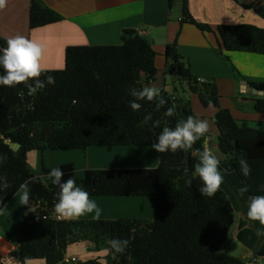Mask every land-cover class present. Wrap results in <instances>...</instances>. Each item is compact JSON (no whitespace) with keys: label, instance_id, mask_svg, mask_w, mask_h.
<instances>
[{"label":"trees","instance_id":"16d2710c","mask_svg":"<svg viewBox=\"0 0 264 264\" xmlns=\"http://www.w3.org/2000/svg\"><path fill=\"white\" fill-rule=\"evenodd\" d=\"M29 1L30 29L63 20L42 0ZM176 2L169 0L170 8ZM188 3L189 0H181L184 22L202 32H214L209 25L199 23L191 16ZM253 8L264 18V7ZM216 34L221 51L264 55L263 28L249 24L220 25ZM121 38L120 45L69 46L65 68L45 70L47 75L54 76L55 84L34 95H28L24 85L16 88L0 86V132L5 137L0 138V157L5 158L0 164L3 209L18 193L22 183L35 181L29 185V204L24 205L19 247L6 258L16 264L34 260L64 264L69 246L91 242L94 251L107 252L106 264H247L221 251L238 211L244 212L254 225L244 229L248 221L242 222L239 240L264 256L261 245L264 236L256 235L260 225L247 217L249 197L264 195L261 190L264 188V132L241 127L230 110L221 107L217 86L213 82H201L192 74L176 43L166 47L165 74L185 86L187 91L176 88L171 93L163 90L161 94L167 103L162 108L157 110L155 102L140 101L141 109L133 111L129 106L132 99L129 91L157 80V53L150 41L136 30H124ZM5 47L7 39L0 36V49ZM40 78L43 80L45 76ZM251 86L264 90V83H251ZM20 91L25 93L22 97L17 94ZM187 94L198 95L204 107L213 105L217 108L219 149L222 154L232 156L220 163V168L228 171L215 196L203 197L198 191L199 179L192 177L197 161L194 152L202 148V138L188 152L160 153V165L155 169L87 170L82 178H74L90 196L155 197L153 220L53 219L58 186L48 179L50 170L43 167V177L30 172V152L87 150L94 146L151 147L163 127H174L178 120L189 115L196 117ZM168 107L175 108L174 116H164ZM255 110L264 113V97L255 98ZM149 113L152 120L145 123L144 117ZM157 119L161 122L160 127H153ZM11 143L19 144V150L11 149ZM242 157L248 160L252 169L246 181L249 191L243 195L239 188L243 186L244 178L237 163ZM70 170L63 171L65 180L72 175ZM189 178H192L191 187L185 183ZM235 193L240 195L237 202L242 206L239 208L233 201ZM111 238L129 241L123 254L113 255L106 251V241ZM81 264L105 263L93 258Z\"/></svg>","mask_w":264,"mask_h":264},{"label":"crops","instance_id":"0c3cea01","mask_svg":"<svg viewBox=\"0 0 264 264\" xmlns=\"http://www.w3.org/2000/svg\"><path fill=\"white\" fill-rule=\"evenodd\" d=\"M42 2L60 14L63 20L32 30L29 26L30 1L7 0V6L0 10V36L8 40L10 37L22 35L41 44L44 49L41 66L44 70L64 69L66 49L69 46L120 45L122 32L133 29L147 38L157 53L156 66L159 71L157 80L146 86L155 85L161 91L171 93L176 88L187 91L185 86H181L165 74L166 47L176 43L180 56L190 67L192 74L217 86L221 107L230 110L241 127L264 132V113L255 110V98L260 96L252 93L251 86V83H264V55L221 51L216 34V29L220 25L249 24L264 29V18L253 8L258 5L264 7V0H189L191 16L197 22L209 25L214 32H202L194 25L184 22L181 5L177 9L174 6L170 8L169 0H42ZM187 95L191 99L196 117L208 122L209 131L206 136L209 146L221 163L231 159L232 156L222 154L219 149V131L215 121L217 108L213 105L204 107L198 95ZM159 165L160 153L152 146H94L87 150H45L32 151L28 154V168L36 177H43V167L47 170L56 167L62 171L71 169L72 175H68L69 177L82 178L87 170L155 169ZM232 197L237 208L241 207L242 205L237 202L240 195L235 193ZM90 199L95 200L102 209L99 220L155 218L156 198L152 196H90ZM236 214L239 217L236 216L232 228L237 225L235 237L245 247L240 259L245 263L251 261L252 264H264V256L258 255L239 240L241 223L246 224L248 220L244 212L238 211ZM93 215L94 213L85 214L68 221L95 220ZM23 218L24 205L17 193L0 212V254L3 258L0 263L16 264L6 257L19 247ZM253 226L248 221L244 229ZM248 240L250 241L249 238ZM79 245L85 246L88 253L82 254L79 258L76 251H73L69 257H75L76 264L93 258L102 261V257L107 256L105 251H94V244L91 242H80L69 246L68 249ZM261 245L264 246L263 237ZM252 255H255L254 260ZM26 264L46 262L34 260Z\"/></svg>","mask_w":264,"mask_h":264},{"label":"clouds","instance_id":"9594fccd","mask_svg":"<svg viewBox=\"0 0 264 264\" xmlns=\"http://www.w3.org/2000/svg\"><path fill=\"white\" fill-rule=\"evenodd\" d=\"M7 6V0H0V10ZM43 46L36 41L22 35L10 37L7 40V47L0 49V86L16 88L24 85L28 95H34L39 90H43L48 85L55 84V78L47 75L41 66L43 58ZM45 79H41V76ZM23 96L25 93H17ZM132 97L129 100V106L133 111H139L142 107L140 101L155 102L157 110L162 108L167 101L161 94V89L155 85L144 86L140 89L132 87L129 91ZM166 117L175 115V108L168 107L163 113ZM152 120L149 113L144 117V122ZM160 120L153 122V127H160ZM209 131V125L206 120L189 115L186 119L178 120L174 127H163L161 132L152 144V148L158 153L177 151L188 152L193 146L203 139L201 149H196L194 155L197 157L193 165L192 177L198 178L200 186L198 191L203 197H213L221 190L224 183V173L227 169L220 168V159L214 150L209 146L206 134ZM4 157H0V164L3 163ZM239 171L244 178L243 186L239 192L243 195L249 191L247 178L251 175V165L245 158L238 160ZM64 172L61 168H52L48 173V179L52 184L58 186L57 201L54 204V212L58 220H71L79 218L85 214H92L93 219L99 220L102 209L97 205L95 200L90 199V194L79 186L71 176L64 179ZM3 178H0L2 180ZM34 180L22 183L18 189L21 203L28 205L31 198L30 183ZM185 183L191 187L192 178ZM264 191V188L261 189ZM3 210V201L0 200V211ZM247 217L251 221L258 222L260 228L256 230L257 236H264V195H251L248 199ZM108 248L106 251L111 254H123L129 246L127 239L111 238L106 241ZM66 259V257H65Z\"/></svg>","mask_w":264,"mask_h":264},{"label":"rangeland","instance_id":"374dc122","mask_svg":"<svg viewBox=\"0 0 264 264\" xmlns=\"http://www.w3.org/2000/svg\"><path fill=\"white\" fill-rule=\"evenodd\" d=\"M179 5H181V0H177L176 4L174 5V8L177 9V7ZM160 77L161 76H159V78ZM236 216L239 217L238 214H236ZM238 217H237V222H238ZM236 229H237V225H235L234 228H232L231 232L224 238L223 244L221 246V251L223 253H226V254L230 255V256L240 258L243 255V252H245V247L235 237L234 233H235ZM73 251H76V255L79 256V258L82 257V254H85V253L87 254L88 253L86 248H85V246L79 245V246H77L75 248H69L67 250L66 256L69 257L72 254ZM106 257L107 256L102 257V261L105 264L108 261Z\"/></svg>","mask_w":264,"mask_h":264},{"label":"water","instance_id":"95a60500","mask_svg":"<svg viewBox=\"0 0 264 264\" xmlns=\"http://www.w3.org/2000/svg\"><path fill=\"white\" fill-rule=\"evenodd\" d=\"M252 93L256 96H260V97H264V90H261V89H255L253 88L252 89ZM0 138L2 139H5V137L2 135V133L0 132ZM7 142V140H5ZM10 147L11 149H13L14 151H18L19 148H20V145L19 144H14V143H11L10 144ZM255 259V255H252V260ZM247 264H252L251 261H249Z\"/></svg>","mask_w":264,"mask_h":264},{"label":"built area","instance_id":"2783aa9c","mask_svg":"<svg viewBox=\"0 0 264 264\" xmlns=\"http://www.w3.org/2000/svg\"><path fill=\"white\" fill-rule=\"evenodd\" d=\"M201 82H204L203 80H200ZM53 219L57 220V221H63V220H58L56 218V213L54 212L53 213ZM77 263V259L75 257H67L65 260H64V264H76Z\"/></svg>","mask_w":264,"mask_h":264}]
</instances>
